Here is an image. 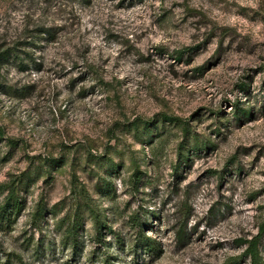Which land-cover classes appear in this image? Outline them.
<instances>
[{"label": "rangeland", "instance_id": "rangeland-1", "mask_svg": "<svg viewBox=\"0 0 264 264\" xmlns=\"http://www.w3.org/2000/svg\"><path fill=\"white\" fill-rule=\"evenodd\" d=\"M9 47L32 52L0 65V264H251L264 0H0Z\"/></svg>", "mask_w": 264, "mask_h": 264}, {"label": "trees", "instance_id": "trees-1", "mask_svg": "<svg viewBox=\"0 0 264 264\" xmlns=\"http://www.w3.org/2000/svg\"><path fill=\"white\" fill-rule=\"evenodd\" d=\"M41 35H49L48 30H43L40 32ZM50 36V35H49ZM25 43V42H24ZM21 45V44H19ZM27 45L24 50L26 49H32L31 47H34V44L32 42H26ZM24 50H19L16 47H9L5 48L3 50H0V65L3 64V62L7 63L10 60H18V67H21L22 70L28 69V64H25L24 61L30 60L31 52L32 50H29L30 52H25ZM23 51V52H20ZM20 59V60H19ZM33 61V60H32ZM33 67L35 69L40 68V64L33 61ZM234 106V107H233ZM232 108H235V111L233 114L235 115V118L238 120H241L247 116H251V110H244L243 108L233 105ZM163 119L167 121H173L178 120L179 118H174L168 115H163ZM132 177L134 178L133 182L136 184L142 177V172L135 168L132 173ZM22 207L21 200L14 197L12 188L8 189V196L6 199V202L4 203V208H9V210L15 209L18 210ZM132 221L135 222L137 220V224L141 226V222L138 220V215L135 217H131ZM76 232V225H72L70 228L67 229V233L71 234L72 236H75ZM264 233V221L261 223L258 229V234L251 240L246 241L244 243H247V247L245 248L243 255H249L251 259V264H260V257H259V251H258V243H259V237L262 236ZM136 242L141 243L143 245V249L146 252H152L156 250V244L155 241L150 238L144 236V234L140 233L138 236L135 237ZM102 264H110L108 260H103Z\"/></svg>", "mask_w": 264, "mask_h": 264}]
</instances>
